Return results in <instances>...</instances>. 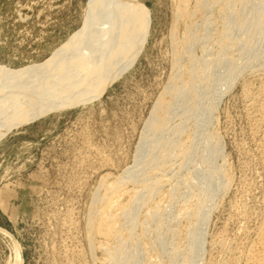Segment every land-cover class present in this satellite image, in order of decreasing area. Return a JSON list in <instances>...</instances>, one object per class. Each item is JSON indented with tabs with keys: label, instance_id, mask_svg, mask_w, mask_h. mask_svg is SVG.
Here are the masks:
<instances>
[{
	"label": "rangeland",
	"instance_id": "374dc122",
	"mask_svg": "<svg viewBox=\"0 0 264 264\" xmlns=\"http://www.w3.org/2000/svg\"><path fill=\"white\" fill-rule=\"evenodd\" d=\"M127 1L145 5L150 14L148 40L134 64L114 77L92 101L43 110L45 115L41 113L24 120L22 124L18 123L17 128L14 126L0 138V264H15L16 248L20 251L22 264L110 263L105 261L109 257V250L105 248L110 247L111 250L117 242L116 239L108 241L103 234L98 235V214L105 200L112 195V183L121 187L120 203L129 200L130 191L138 187L142 189V183L128 179L125 172L137 164V169L142 167L134 162V157L141 143L144 125L151 116L162 115V111L156 109L159 102L172 99L169 85L179 83L177 73L182 76L185 73L182 72L185 71L183 67L175 71V65L180 61L184 67L189 65L191 59L187 54V45L191 42H195L191 52L195 59L201 58L202 51L209 45L213 50L210 52L213 57H207L209 60L222 52V44H215L225 21L224 15L219 13L221 7L231 6L232 13L227 16L232 22L231 35L226 40H229L227 44L232 42L236 45L238 39L244 38L237 27L250 21L247 13L257 7L260 0ZM226 1L232 3L227 5ZM89 4L90 0H0V66L30 74L36 68L47 65L58 56L55 53L71 43L81 31ZM206 16L210 18L207 24L204 23ZM209 37H213L210 42ZM260 43L257 51L261 54L257 61L250 54H242V57L243 49L239 46L227 51L228 56L236 58L240 54L237 58L239 62H248L246 59L249 57L252 60L247 66L251 64V67H246L233 80L234 85L226 89L212 111L210 130L216 131L219 136L214 141L219 146L216 164L223 165L224 171L226 169L228 180L220 179L223 186L229 182L219 189L211 203L212 210L200 237L202 250L198 263L222 264L229 259L232 264H238L242 259L239 264H244L249 246L255 240L254 234L264 217V119L259 123L255 120L258 113L251 102L255 94L259 96L258 89L264 82V48ZM239 62L238 65L243 64ZM244 91L253 96H247ZM183 160L174 158L166 166L171 180L161 182L160 193H157L160 196L155 194L152 197L154 200L151 199L153 202L148 201L149 198L148 202L139 201L138 209H135L137 223L143 222L148 208L163 198L164 201L160 202L165 211L162 210L165 223L168 222L165 219L168 209L175 205L177 213V208L180 209L183 204H192L182 194L175 195L178 197L173 199L170 194L177 177L187 174ZM214 180L219 178L215 176ZM183 218L168 222L169 227L165 225L162 229L167 233V240L166 244L157 245L160 250L157 256L165 258L162 260L164 264H169L170 243L173 240L180 247L187 244L188 235L185 233L192 226L187 217ZM139 223L132 231L137 233H133L136 236L143 233ZM169 228L176 229V233ZM150 231L153 230H149L141 241L144 245L140 246L135 240L137 237L134 241L138 245L131 247L128 243L129 261L134 258L145 260V249L153 251L150 248L158 240L155 232ZM179 232L183 233L180 235L182 239L178 236ZM171 233L176 239L171 240ZM147 241L151 245H147ZM224 244H227L226 247ZM133 250L134 257H131ZM154 258L150 259L156 261ZM229 261L226 263L231 264Z\"/></svg>",
	"mask_w": 264,
	"mask_h": 264
},
{
	"label": "bare ground",
	"instance_id": "6f19581e",
	"mask_svg": "<svg viewBox=\"0 0 264 264\" xmlns=\"http://www.w3.org/2000/svg\"><path fill=\"white\" fill-rule=\"evenodd\" d=\"M230 3H227V5ZM257 3L258 6L247 13V15L250 16V21L242 24L241 27L240 25L237 27L244 34V36H242L244 38L238 39L236 45H233L232 42L227 44L229 40H226L229 38V35H231L229 31L232 22L230 17H227L232 13L231 6L221 7L219 13L224 15L223 19L225 18V21L223 30L219 32L218 37L216 36L217 39L215 40L217 41H215V44H222V52L220 54L218 53L219 55L213 58V60H209L207 57H209V55L211 56L210 52L213 50H210V47H212V45H209L210 47L207 49L205 46L203 47L205 49L201 53V58L195 59L191 53L195 42H191L187 45V54L191 59L189 65L184 67L180 61L178 65H175L177 69H175V67L173 68V71L175 69L177 72L182 67L185 68V71L182 72H185L184 76L186 78L182 76L181 73V75L178 73L176 74V78L180 76L178 78L179 83H170L168 90H172V94L167 91L165 92L171 94L172 97L170 98L172 99H169V101H162L161 103L159 102V106L156 108L162 111V115H158L159 117L156 115L151 116L146 125H144L145 128H143L144 130L141 135L142 139H140L141 143L134 157V162L136 164L140 163L142 167L140 166L141 168L137 169V164L136 166L127 168L125 172L128 179L140 181L142 183V189L138 187L130 191L129 200L127 202L124 201L125 203H120L119 201L122 198V193H119V189L121 190V187L119 188L118 185H113L112 183V195L107 200L104 199L106 202H103L104 205L99 211L97 223L98 235L103 234L108 238V241L109 239H116L115 241L117 242L116 246L111 250L110 247L105 248L109 250H106L109 253V257L106 254L107 256H105L108 257V259H105V261L107 260L111 264H164L162 260L165 258H161L160 252V256H157V251H160L157 245H164L167 240V233L163 232L162 229L165 225L169 227L168 222L172 220L175 221V219H179V217L181 220V217H187L188 223H191L192 229L188 233H185V235H188V240L185 239L187 240V244L184 247H180V244L178 245L173 240L176 239V237L173 238L174 234L172 233H176V229L169 228L172 232L171 240H173V242L170 243L171 254L168 258V262L169 264L203 263H198V257L202 250L200 237L203 234L205 221L209 217L212 210L211 203L214 201L219 189L225 187L229 182L224 181L227 183L223 186L221 182L223 180L220 179L227 177L225 172L226 169L224 171L223 165L218 166V164H216L219 146H216L214 143L215 137L218 134L216 135V131L210 130L213 118L212 111L226 89L228 90L231 88L234 83L233 80L237 79L236 77L244 72L243 70L251 67V64L247 67L250 59L253 57L256 61L258 60L257 57H259L261 53L259 54L260 51H257L259 49L257 45L261 42L260 45L264 48V0H260ZM209 19L210 18L207 17L204 23L207 24ZM214 29L215 28L212 30ZM149 30L150 14L149 9L145 5L132 3L127 0H90L84 26H82L81 31L72 38L71 43L69 42L57 52L55 51V54H58V56L54 60L48 62V64L42 68H36L35 71L30 74H25V72H23L24 70L13 71L4 69L0 66V138H3L11 128L19 125L18 123L22 124L24 120L37 117L38 115L40 116L43 110L48 111L49 109H53L52 107L57 108L68 105L73 106L72 104H83L97 98L100 93L103 92L104 88L113 81L114 77L123 72L125 68L131 67L134 64L136 58L140 55L147 43ZM213 37H209V42L210 38L213 39ZM195 39L202 41V39L197 37H195ZM225 40L226 43L223 45ZM235 46L236 48L239 46L243 49V52L241 48V50L239 49L242 52H240L242 57L243 55L250 54L251 58L249 57V59H246L249 60L248 62H239L237 58L240 57V54L237 58L235 56V58L230 55V57L228 56L227 51H230V49ZM212 57L213 56H211V58ZM255 59H253V65ZM237 62H242L243 64L238 65ZM262 81L264 80L262 79ZM245 89L248 90V88ZM258 90H260L259 96L258 94L257 96L256 94L253 96L249 91L244 92L247 96H253L252 99L254 101L252 100L251 102H253V107L258 113L255 120H258L257 122L259 123V121L264 119V82L262 86L260 85ZM251 91L252 90H250V92ZM254 93L255 92H253V94ZM252 110L254 111L253 108ZM257 113L255 114L257 115ZM217 138H219V136H217ZM174 158H182V160L184 158L182 164H184L183 166L187 174H184L183 177L180 178L177 177L176 183L175 185L173 184L174 187L171 193H169L172 195V199L178 197L175 195L180 196L182 194L183 197H188L191 201H186H190L192 204H181L182 207L180 209L177 208V213L175 205H172L173 207L168 209V213L165 216V219L168 220V222L165 223L163 221V213L165 211L162 209V202H160L164 198L158 202L155 201L156 203L154 202L152 206L150 203V209L147 207L148 212L144 214L146 219L144 218L145 216H143L145 220L143 219L141 223L138 222L143 229V231L141 230L143 233H139L140 235H138V237L134 235L137 233L132 232L138 224L135 209H138L139 201H151L157 193H160L158 192L159 187L164 179L171 180V178L168 177L166 166ZM197 158L200 160L197 161ZM195 160L196 162H194ZM192 162H194L193 168H191ZM215 176L219 178L218 181L214 180ZM158 196L160 195L158 194L156 197ZM148 198L150 200H148ZM181 198L179 197V199ZM153 200L151 202H153ZM177 203L175 204L178 205ZM143 204L145 203L142 202V205ZM143 207L145 206L143 205ZM120 219H123V221L125 220L124 223L127 225L123 224V221L121 222ZM260 221L262 222L259 224L260 226L258 225L257 232L255 231L256 235L253 233L256 237L252 242V246H249L248 256L245 255L247 258L244 259V264H264V217L263 220ZM152 224L154 226H152ZM189 224L187 225L189 226ZM149 230L155 232L154 234H156L158 240L157 242L154 241L156 244L154 243L152 249L150 248V250L153 251L145 249L144 246V248H142L145 249V253L142 252L143 255L146 254V259L144 258L146 261L140 258H134L132 261H129V253L127 250L129 249L128 243H131L129 246L135 247L139 242L141 246L143 244V242L141 244V241L144 235L148 234ZM153 231L150 232L152 233ZM178 234L180 237L183 233L179 232ZM151 235H149L150 238L152 237ZM135 237L138 238L135 239L138 241L137 244L134 241ZM141 237L142 239L140 240ZM146 237H148V235ZM182 237L180 238L182 239ZM114 240H112L113 243ZM146 240H148V238ZM148 242L149 241L146 243L147 245L150 244ZM225 242L228 244L227 241ZM102 245L103 244H101V246ZM134 252L135 250L132 251L131 257H134ZM15 258V264H22L21 254L17 248ZM150 258H154L156 261H152ZM228 261L229 259L226 260V262ZM241 261L242 259H239L238 264ZM226 262L222 264H227Z\"/></svg>",
	"mask_w": 264,
	"mask_h": 264
}]
</instances>
